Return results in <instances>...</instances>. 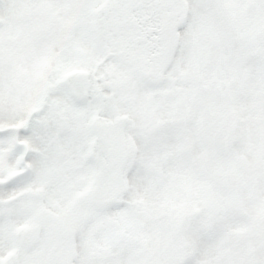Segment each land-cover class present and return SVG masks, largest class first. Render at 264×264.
Returning <instances> with one entry per match:
<instances>
[{
  "label": "snow or ice",
  "instance_id": "obj_1",
  "mask_svg": "<svg viewBox=\"0 0 264 264\" xmlns=\"http://www.w3.org/2000/svg\"><path fill=\"white\" fill-rule=\"evenodd\" d=\"M0 264H264V0H0Z\"/></svg>",
  "mask_w": 264,
  "mask_h": 264
}]
</instances>
